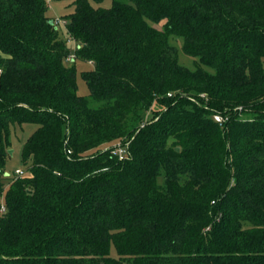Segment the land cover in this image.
Segmentation results:
<instances>
[{
	"label": "trees",
	"instance_id": "16d2710c",
	"mask_svg": "<svg viewBox=\"0 0 264 264\" xmlns=\"http://www.w3.org/2000/svg\"><path fill=\"white\" fill-rule=\"evenodd\" d=\"M104 1L0 0V264H264V0Z\"/></svg>",
	"mask_w": 264,
	"mask_h": 264
},
{
	"label": "rangeland",
	"instance_id": "374dc122",
	"mask_svg": "<svg viewBox=\"0 0 264 264\" xmlns=\"http://www.w3.org/2000/svg\"><path fill=\"white\" fill-rule=\"evenodd\" d=\"M74 1L75 0H52V2L48 4L47 15L49 16V18H51L53 20L54 19L62 20L61 18L63 16L74 12V5H73ZM92 4L94 5V2H92ZM111 5H112V0H105L101 4L102 7H106V8L110 7ZM55 22L57 23V21H55ZM58 23H60L61 28H63L65 25V23L63 21H60ZM165 23H166V21H163L160 24L154 25V27L156 29L162 31ZM60 36H62L61 33H60ZM170 42L179 48V50H180L179 58H180L181 64L185 65L188 68L194 69V67H195L194 60L187 57L181 50L182 45H183L182 40L171 39ZM70 47L72 48V51L74 52L75 45L70 44ZM76 65L79 68L78 74H77L78 94L82 95V96L88 95L89 90H88L86 82L84 81V79L81 76V70L91 68L92 64L91 63L81 64L79 62H76ZM154 113L149 112L146 115V120L147 121L152 120L154 118ZM36 129H37L36 125L29 124V123L24 124L22 126L14 125L13 127H11L10 151H12V153H10L11 156L9 157V161L7 164V170L9 171V173L14 172V170L17 168H22L24 170L29 168V166L25 165L22 161V149L24 147L25 142L28 140V138L33 134V132ZM117 144L121 145L123 143L118 142ZM112 254L114 256L117 255L115 248L112 249Z\"/></svg>",
	"mask_w": 264,
	"mask_h": 264
},
{
	"label": "built area",
	"instance_id": "2783aa9c",
	"mask_svg": "<svg viewBox=\"0 0 264 264\" xmlns=\"http://www.w3.org/2000/svg\"><path fill=\"white\" fill-rule=\"evenodd\" d=\"M46 2L49 4L52 2V0H46ZM215 120L217 122L222 123L224 120L222 116L216 115ZM69 154H71V151H68ZM114 155L119 156L120 160H124L128 157V148L124 147L120 144H118L114 150L112 151ZM14 176V179L23 178L27 175V172L22 168L15 169L14 173L12 174ZM9 184L3 189V191H0V216L4 215L7 211L6 204L4 202L5 198V192L8 188Z\"/></svg>",
	"mask_w": 264,
	"mask_h": 264
},
{
	"label": "water",
	"instance_id": "95a60500",
	"mask_svg": "<svg viewBox=\"0 0 264 264\" xmlns=\"http://www.w3.org/2000/svg\"><path fill=\"white\" fill-rule=\"evenodd\" d=\"M179 150V149H178ZM10 153H12V151H10Z\"/></svg>",
	"mask_w": 264,
	"mask_h": 264
}]
</instances>
